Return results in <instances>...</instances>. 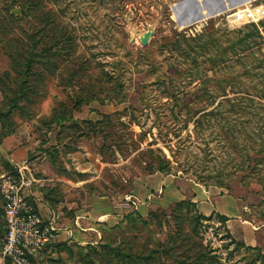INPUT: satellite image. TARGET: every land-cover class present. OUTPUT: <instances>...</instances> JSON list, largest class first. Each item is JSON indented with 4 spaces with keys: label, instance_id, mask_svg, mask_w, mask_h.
Masks as SVG:
<instances>
[{
    "label": "rangeland",
    "instance_id": "374dc122",
    "mask_svg": "<svg viewBox=\"0 0 264 264\" xmlns=\"http://www.w3.org/2000/svg\"><path fill=\"white\" fill-rule=\"evenodd\" d=\"M203 2L208 9L201 11ZM230 2L240 0H41L70 25L78 47L76 60L43 80V94L32 102L21 99L11 115L13 145L32 151L26 160L34 184L55 173L81 183L102 162L98 183L132 193L135 179L151 175L164 158L169 174H152L169 176L172 191L188 185L184 200L162 205L159 192L147 199L149 207L139 201L147 214L136 213L151 223L141 231L126 226L109 233L116 244L124 238L146 244L153 234L163 245L169 234H190L200 214L190 200L197 185L220 195L232 192L245 206L225 222L200 214L207 219L199 228L201 244L214 249L221 264H262L244 248H257L264 261V36L256 26H264V18L232 26L227 18L238 9ZM20 3L0 0V6ZM175 4L192 14L189 25H180ZM214 4L223 10L211 15ZM263 6L264 0H254L248 7H258L264 17ZM12 13L19 17L20 8ZM148 30L152 37L141 46L139 37ZM5 72L10 65L0 45V76ZM0 81L8 94L16 89L14 79ZM63 107L71 117L62 122L67 130L50 122ZM182 201L193 207L173 213ZM2 213L0 207V234ZM230 240L244 248L236 250ZM75 246L74 262L87 253Z\"/></svg>",
    "mask_w": 264,
    "mask_h": 264
},
{
    "label": "trees",
    "instance_id": "16d2710c",
    "mask_svg": "<svg viewBox=\"0 0 264 264\" xmlns=\"http://www.w3.org/2000/svg\"><path fill=\"white\" fill-rule=\"evenodd\" d=\"M21 1L24 3H20L19 6L8 4L0 6V45L10 65V72L3 73L0 78L14 79L13 86L16 88L15 90L11 89L8 94L3 86L4 83L0 81L2 96L0 102L2 133L0 138L13 135L14 132L10 129L13 123L11 115H13L14 109L19 107L18 102L21 99L29 102L35 101L33 98L43 94L41 83L46 76L53 74V70L57 66H66L72 63L77 54L76 39L68 23L55 16L52 9L45 10L41 0ZM16 7L20 8L19 17L12 13ZM32 12L35 14L43 13L45 17H31ZM92 99H97V97H92ZM57 113L58 115H56ZM53 115L50 122L55 123L61 130L62 128L67 130V125L63 124L71 120V117L66 115L65 107L59 108L57 112L53 111ZM87 123L95 126L91 122ZM255 161H253L254 165H256ZM4 169L7 174L14 173V169L8 163H4ZM153 172L169 174V161L162 158ZM218 187L221 186L218 185ZM190 207H193L191 202L182 201L176 205L172 212L181 213L184 210H189ZM218 217L222 219V222L227 219L220 215ZM202 220L207 219L200 217V214L194 216L190 234L181 237L169 234L168 240L163 245L155 239L153 234H150L152 238L150 237L146 244H139L136 238L131 240L124 238L122 242L116 244V239L111 238L109 233L122 230L126 226H129L133 231H141V229H147L151 223H149L150 219H144L133 211L114 226L98 225V230L102 233L101 240L94 247L91 245L86 247L75 246L79 251H86L87 253L74 263L221 264L220 256L216 251L209 246H203L198 239ZM177 231H180L179 227ZM230 242L235 245L236 250L240 247L244 248L243 243H236L232 240ZM50 247L56 251L59 249V245L50 244L48 248ZM62 250L67 253L69 261L72 262V248L64 245ZM243 250L252 252L253 254L250 256H256L255 262L261 260V263H264L257 248H244ZM166 256H170L171 260L167 259ZM5 264L11 263L6 262Z\"/></svg>",
    "mask_w": 264,
    "mask_h": 264
},
{
    "label": "crops",
    "instance_id": "0c3cea01",
    "mask_svg": "<svg viewBox=\"0 0 264 264\" xmlns=\"http://www.w3.org/2000/svg\"><path fill=\"white\" fill-rule=\"evenodd\" d=\"M1 133L0 126V137ZM31 152L29 147L13 145L11 136L0 141V158L3 163H8L12 168L15 163L27 161ZM96 161L98 162V160ZM101 163L98 165L99 170L94 171V176L84 182L75 183L63 174L55 173L51 178H47L45 181L39 180L30 188L28 203L43 219L54 215L59 229L57 241L54 243V245H59L58 251L53 247L48 248L37 257L33 264H74V261L70 262L67 253L62 250L64 245L67 247L96 245L102 238L98 225L114 226L131 212H141L142 207H140L139 201L149 207V201L155 197L154 194L159 192L163 194L159 202L162 205L187 198L185 190L188 185L187 187L176 185L177 190L172 191L170 188L168 189L172 180L169 179V176L165 175L164 177L159 173L135 179L136 187L132 193L124 190L112 192L98 183L101 177L99 174L103 169V163ZM4 174L7 173L1 172L0 177ZM89 185L91 187H87ZM191 191L193 198L190 200L203 216L220 215L231 219L239 217L245 210L243 198L232 192L220 195L216 189L214 191L197 185H194ZM129 197L137 202L136 209L131 203L124 201ZM147 199L150 200L147 201ZM0 207L2 209L1 198ZM141 214L145 217L147 212H141ZM1 218L3 220L2 228L5 230L3 213ZM4 230L0 234V239Z\"/></svg>",
    "mask_w": 264,
    "mask_h": 264
},
{
    "label": "built area",
    "instance_id": "2783aa9c",
    "mask_svg": "<svg viewBox=\"0 0 264 264\" xmlns=\"http://www.w3.org/2000/svg\"><path fill=\"white\" fill-rule=\"evenodd\" d=\"M248 9L234 13L228 24L238 26L261 21L264 17L251 15ZM246 18V19H245ZM228 19V18H227ZM264 36V26L256 25ZM13 174L0 177V198L4 217L5 232L0 240V264H33L39 255L57 241L59 229L56 217L52 215L43 219L28 203V192L36 182L28 162L15 163ZM126 201L137 208V202L132 197ZM134 200V201H133Z\"/></svg>",
    "mask_w": 264,
    "mask_h": 264
},
{
    "label": "bare ground",
    "instance_id": "6f19581e",
    "mask_svg": "<svg viewBox=\"0 0 264 264\" xmlns=\"http://www.w3.org/2000/svg\"><path fill=\"white\" fill-rule=\"evenodd\" d=\"M185 1V0H184ZM254 0H240V2H230V6H232V8L233 7H236V9H238L237 10V13L238 12H240L241 11V5L240 4H242L243 3V5H244V7L246 8V9H248L247 11L248 12H251V15L253 16V14L254 15H259L260 13H261V10H259L258 9V7H256V8H253L252 10L248 7L252 2H253ZM206 2V1H205ZM205 2H203V3H201V5H202V9H201V11L203 10H206V9H208V3H205ZM215 2V1H214ZM226 2V1H225ZM227 3V2H226ZM183 4V3H182ZM182 4H175V6L173 5V8H175V13H176V15L178 16L179 15V23H180V25L181 26H187V25H189L190 23H191V20L193 19L192 18V14L191 13H184L183 12V14H182V12H180V8H181V6H182ZM211 5V4H210ZM264 7V6H263ZM183 8V7H182ZM181 8V9H182ZM177 10V11H176ZM223 9L220 7V6H217V4H214V7H213V11H211L210 12V14L211 15H215V14H218V13H220L221 11H222ZM242 12V11H241ZM263 13H264V11H263ZM236 14V13H235ZM201 15V14H200ZM205 16V15H204ZM194 18H195V16H193ZM206 17H208V16H206ZM210 18V17H209ZM233 18V16H228V20H230V19H232ZM196 19H198V18H196ZM246 19V18H245ZM199 20V19H198ZM196 23V22H195ZM238 24V26H241L242 25V23H240V22H238L237 23Z\"/></svg>",
    "mask_w": 264,
    "mask_h": 264
},
{
    "label": "water",
    "instance_id": "95a60500",
    "mask_svg": "<svg viewBox=\"0 0 264 264\" xmlns=\"http://www.w3.org/2000/svg\"><path fill=\"white\" fill-rule=\"evenodd\" d=\"M152 34H153V31L148 30L144 34H142V36L139 37V42L141 46H146L148 44L150 38L152 37Z\"/></svg>",
    "mask_w": 264,
    "mask_h": 264
}]
</instances>
